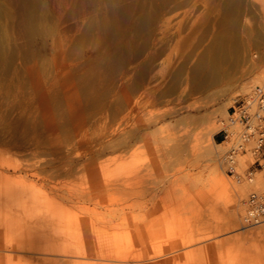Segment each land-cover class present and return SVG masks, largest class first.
I'll return each mask as SVG.
<instances>
[{"label":"rangeland","instance_id":"rangeland-1","mask_svg":"<svg viewBox=\"0 0 264 264\" xmlns=\"http://www.w3.org/2000/svg\"><path fill=\"white\" fill-rule=\"evenodd\" d=\"M262 82L264 0H0V264H264L202 156Z\"/></svg>","mask_w":264,"mask_h":264},{"label":"built area","instance_id":"built-area-1","mask_svg":"<svg viewBox=\"0 0 264 264\" xmlns=\"http://www.w3.org/2000/svg\"><path fill=\"white\" fill-rule=\"evenodd\" d=\"M218 131L227 147L223 152L227 171L239 176L238 158L251 152L254 160L248 166L247 177L254 181L256 172L264 169V82L233 99ZM244 203L243 219L247 224L264 221V186L253 189Z\"/></svg>","mask_w":264,"mask_h":264},{"label":"bare ground","instance_id":"bare-ground-1","mask_svg":"<svg viewBox=\"0 0 264 264\" xmlns=\"http://www.w3.org/2000/svg\"><path fill=\"white\" fill-rule=\"evenodd\" d=\"M248 88V87H247ZM246 90V89H245ZM225 111L227 112V110L225 109ZM224 111V112H225ZM225 112V113H226ZM228 113V112H227ZM221 121V120H220ZM219 123H221V122H219ZM216 125V124H215ZM214 126V125H213ZM221 126V125H220ZM219 126V127H220ZM212 129V128H211ZM210 129V130H211ZM215 130L216 129H218V127L217 128H214ZM213 129V130H214ZM213 130L211 131V136H210V143H211V145H209V148L208 149H205L206 151H204L203 153H202V156H204V158H205V160H207V161H210V162H215L217 165V167H222L223 168V164H224V160H225V163H226V159H225V157H222V155L220 154V151L218 150V146H222V144H225L223 141L222 142H217L215 139H214V137H213V134H212V132H213ZM223 158H224V160H223ZM260 174H261V172H259ZM263 175V174H262ZM228 185V182L226 181V180H223L222 182H221V186H222V188H223V190H226V186ZM237 189V188H236ZM248 197V196H247ZM246 198V197H245ZM82 199V198H81ZM264 222V221H263ZM75 248V247H74ZM77 248H80V247H78L77 246ZM81 249V248H80ZM77 250V249H76ZM84 250V249H83ZM90 250V249H89ZM82 251V250H81ZM92 251V250H91ZM99 251V250H98ZM102 251V250H101ZM100 251V252H101ZM83 252V251H82ZM81 252V253H82ZM86 252V251H85ZM99 252V253H100ZM98 253V252H97ZM105 253V252H104ZM149 253V252H148ZM84 254H86V253H84ZM87 254H93V251L90 253V252H88ZM102 254V253H101ZM150 254H152L151 252L148 254V255H150ZM105 255H106V253H105ZM121 255H123V254H121ZM124 256V255H123ZM142 256V255H141Z\"/></svg>","mask_w":264,"mask_h":264},{"label":"trees","instance_id":"trees-1","mask_svg":"<svg viewBox=\"0 0 264 264\" xmlns=\"http://www.w3.org/2000/svg\"><path fill=\"white\" fill-rule=\"evenodd\" d=\"M218 139H219V140H222V137H220V136H219V138H218Z\"/></svg>","mask_w":264,"mask_h":264}]
</instances>
